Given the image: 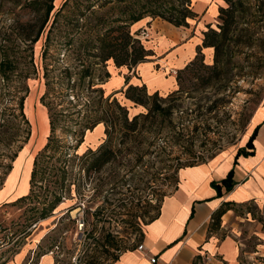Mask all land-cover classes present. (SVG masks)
<instances>
[{
  "label": "rangeland",
  "instance_id": "rangeland-1",
  "mask_svg": "<svg viewBox=\"0 0 264 264\" xmlns=\"http://www.w3.org/2000/svg\"><path fill=\"white\" fill-rule=\"evenodd\" d=\"M193 2L187 3L192 11ZM208 2L213 17L217 6L219 12L206 31H227L218 39L217 68L210 48L180 74L182 92L167 99L165 88L147 108L133 109L123 99L107 100L109 68L111 84L121 78L106 58L122 56V39L133 35L131 17L141 7L169 18L186 7L183 0H0V189L15 163L0 190V264L22 251L23 264L43 254L54 264H115L140 245L182 168L239 146L250 149L249 123L264 103V0ZM113 98L128 111L127 122ZM154 104L166 111L147 115ZM48 123L31 192L19 200ZM108 151L110 161L96 166ZM11 193L9 201L17 200L4 202ZM248 210L237 214L239 262L264 264V212Z\"/></svg>",
  "mask_w": 264,
  "mask_h": 264
},
{
  "label": "crops",
  "instance_id": "crops-1",
  "mask_svg": "<svg viewBox=\"0 0 264 264\" xmlns=\"http://www.w3.org/2000/svg\"><path fill=\"white\" fill-rule=\"evenodd\" d=\"M211 5L208 0H195L193 11L196 17L188 20V27H176L151 17L134 23L131 28L135 37L144 29L149 30L151 37L141 42L153 55L131 70L127 66L117 67L113 64L121 82L111 84L113 72L109 68L110 77L103 85L104 91L123 99L133 109H137L134 103L125 97L129 86H145L148 94V89L151 91L149 83L154 93L165 88L167 94L176 91L179 87L178 72L196 58L198 47L203 44L206 26L218 16L219 7L217 6V14L213 17L209 12ZM208 49L210 48H202L204 56ZM160 71L166 73L165 79L158 77ZM28 119L32 125L29 117ZM103 129L105 136V128ZM255 130H258L257 136L253 141V149L247 150L248 155H238L242 147L239 146L206 162L182 168L177 187L163 199L158 216L145 226L140 245L121 253L115 264H240L241 251L236 238V222L240 217L237 214H252L248 206L264 212V103L252 116L248 136H252ZM49 135L50 125L45 142L36 151L28 171V191L17 199L30 194L35 160L47 145ZM14 170L15 163L2 191ZM231 172L233 188L228 190L221 182ZM23 173L24 170L20 180ZM214 183L220 184V192L213 186ZM13 195L11 193L3 201L15 202L17 199L9 201ZM221 209L225 211L220 227L210 231L213 215ZM141 245L144 247L139 250ZM24 253H18L16 259L7 264H23L26 257ZM49 255L43 254L33 264H54ZM153 258H156L155 263L151 261Z\"/></svg>",
  "mask_w": 264,
  "mask_h": 264
},
{
  "label": "trees",
  "instance_id": "trees-1",
  "mask_svg": "<svg viewBox=\"0 0 264 264\" xmlns=\"http://www.w3.org/2000/svg\"><path fill=\"white\" fill-rule=\"evenodd\" d=\"M189 2H191V0H183V5H186V7L181 9V10L180 9L177 10L175 8L176 15L172 13V17H169V18H165L163 16V14L161 12H159V10L157 8H153L150 5H146V6L144 5L143 7L140 8V10H139V12H137V14H134L131 17V19L133 21L132 23L134 24V23L146 18L147 16H150L152 18H157V17L162 18L165 21H167L168 23H171L176 27H188V25H189L188 20L196 17V14L192 11L191 8H189V5L187 4ZM53 9H54L53 6H49L47 8L45 23H46V21H48V15L52 12ZM220 11L225 12L226 9L222 8ZM226 33H227V31H225V29H223L220 33H218V32H216L210 28L208 31L204 32L203 44H202V46L198 47V55L183 70L178 72L177 82H178L179 87L176 91L169 93L167 95V99L178 94V93H180V92H182V86H181L180 81H179L180 80V74L184 71L189 70L195 64L198 57L204 56V54L202 53V48H213L214 49L215 58H214L213 68H217V66L220 63L219 57L221 56V47L219 46L220 42L218 41V39L220 37L222 38L223 36H225ZM120 51L122 53V56L119 59L117 58V56L115 54L110 53L108 55V57L106 58V61L110 60V59H114L115 64L118 67L127 66L130 70L133 67H135L136 65H138L139 63L146 61L149 56L153 55V52L150 50H146V48L142 44L141 40L136 38L135 36L131 35L130 32H125L124 38L122 39ZM5 68H6V66H3L4 70H5ZM2 76H5V73H3ZM158 95H160L159 92H156L153 94V96H148L147 95V89L145 86H143V87L129 86L125 91L126 99L132 101L137 106H143L145 108H147L150 105L149 100L152 97L153 98L158 97ZM113 96L114 95H110L107 98V100L110 101L111 97H113ZM44 98H45V95L42 97V99H44ZM113 102L116 104V106L119 110L124 112L125 121L127 122L128 121V111L126 110V108L121 106L115 98H113ZM162 111L164 112V111H166V109L163 108L161 105L154 104L149 109V112L147 115H149L152 112L160 113ZM147 115H145V116H147ZM141 116H142V114L135 116L133 118V122H137ZM99 125H102V124H99V122H98V123L94 124L92 128H94L95 126L98 127ZM92 128H87V129H90L87 132H92L93 131V130H91ZM257 132H258V130H255V132L251 136V140L249 141V144H248L250 149H253V141L257 136ZM46 146H45V148H46ZM112 153L113 152H111V151H108L106 153L103 152L100 156H98L96 158L95 165L99 167V166H102V165L108 163L111 159L110 156L112 155ZM242 154L248 155V152H243L240 150L238 155H242ZM194 165H197V164L187 165L186 167L194 166ZM232 176H233V173L231 172L227 176V178L221 182V185H224L228 190H231L233 188ZM213 186L220 192V184L219 183H214ZM21 199H24V197L20 198L19 200H21ZM59 201H61V199H59ZM224 211H225L224 209H221L216 214L213 215V218H212L213 222H212V226L210 228L211 229L210 231L217 230L218 227H220L221 218L224 215L223 214ZM158 213H159V211H158ZM157 216H158V214L155 217H153L152 220H154Z\"/></svg>",
  "mask_w": 264,
  "mask_h": 264
},
{
  "label": "built area",
  "instance_id": "built-area-1",
  "mask_svg": "<svg viewBox=\"0 0 264 264\" xmlns=\"http://www.w3.org/2000/svg\"><path fill=\"white\" fill-rule=\"evenodd\" d=\"M149 33L150 32H149L148 29H144V30L140 31L139 35L136 38L140 39L141 41H143V39L148 40L150 38L149 37L150 36ZM83 227H84V224H80V229H83ZM143 247L144 246L141 245V246L138 247V249L142 250ZM151 261H152V263H155L156 262V258H153Z\"/></svg>",
  "mask_w": 264,
  "mask_h": 264
},
{
  "label": "bare ground",
  "instance_id": "bare-ground-1",
  "mask_svg": "<svg viewBox=\"0 0 264 264\" xmlns=\"http://www.w3.org/2000/svg\"><path fill=\"white\" fill-rule=\"evenodd\" d=\"M45 129H46V128H45ZM76 212H77V210H76V211H74V212H73V214H75Z\"/></svg>",
  "mask_w": 264,
  "mask_h": 264
}]
</instances>
